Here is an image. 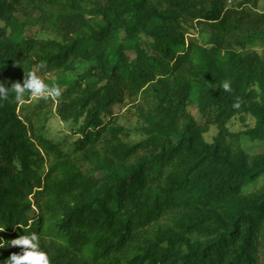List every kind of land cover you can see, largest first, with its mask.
<instances>
[{
  "label": "trees",
  "instance_id": "trees-1",
  "mask_svg": "<svg viewBox=\"0 0 264 264\" xmlns=\"http://www.w3.org/2000/svg\"><path fill=\"white\" fill-rule=\"evenodd\" d=\"M261 3L0 0V84L61 86L24 116L0 100V264L32 232L51 264H264V153L240 143L264 141Z\"/></svg>",
  "mask_w": 264,
  "mask_h": 264
},
{
  "label": "clouds",
  "instance_id": "clouds-1",
  "mask_svg": "<svg viewBox=\"0 0 264 264\" xmlns=\"http://www.w3.org/2000/svg\"><path fill=\"white\" fill-rule=\"evenodd\" d=\"M45 67L44 64L38 66ZM222 88L225 91H232L230 81L225 80L222 83ZM10 93H14L15 101L22 104L25 96L30 95L33 98H59L61 96V86L59 84H47L37 75L35 71H30L26 74L23 82H15L9 88L0 84V100H7ZM234 107L239 108L240 102H234ZM4 229L0 227V231ZM21 246L20 253H12L5 261V264H51V260L46 251L40 247V237L37 233L24 234L12 240L10 247ZM5 247V240L0 238V248Z\"/></svg>",
  "mask_w": 264,
  "mask_h": 264
},
{
  "label": "rangeland",
  "instance_id": "rangeland-1",
  "mask_svg": "<svg viewBox=\"0 0 264 264\" xmlns=\"http://www.w3.org/2000/svg\"><path fill=\"white\" fill-rule=\"evenodd\" d=\"M262 4V3H261ZM264 6L263 4L261 5ZM15 14L22 20L23 17L19 11ZM208 29L204 27L205 35ZM24 32L26 34L32 35H43L42 30L39 28V25H27L24 27ZM249 49H257L264 54V42L252 43L249 45ZM40 98L31 97L28 101L18 104L17 112L24 116L26 113L31 111L32 107L38 102ZM40 124H43V133L51 140L59 141L67 149L72 146L74 139L77 137V134L74 132L75 126L70 123V121H65L60 118L56 113L54 106L40 119ZM252 124V119L245 117L244 119L241 116H236L231 120L230 128L233 131H239ZM214 129H211L205 136L208 140L211 139V136L214 134ZM240 143L242 147L249 153H264V141L253 140L250 141L243 136L240 138ZM262 176L260 175L256 181L249 180L244 187L245 192L252 191L259 188L262 185Z\"/></svg>",
  "mask_w": 264,
  "mask_h": 264
}]
</instances>
